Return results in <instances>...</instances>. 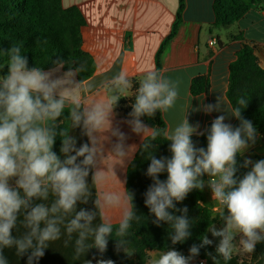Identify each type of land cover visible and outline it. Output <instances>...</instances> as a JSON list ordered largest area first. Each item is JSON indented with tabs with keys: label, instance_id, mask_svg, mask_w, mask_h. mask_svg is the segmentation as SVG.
Returning a JSON list of instances; mask_svg holds the SVG:
<instances>
[{
	"label": "clouds",
	"instance_id": "1",
	"mask_svg": "<svg viewBox=\"0 0 264 264\" xmlns=\"http://www.w3.org/2000/svg\"><path fill=\"white\" fill-rule=\"evenodd\" d=\"M5 54L8 72L0 76V264H9L4 255V249L8 248H15L18 256L30 250L27 264L39 261L49 243L61 238V226L69 240L76 234L77 257L92 247L105 252L114 229L99 210L120 207L122 202L127 207L115 229L116 247L131 255L125 248V237L131 221L139 219L134 212L133 194L106 192L94 201L98 213L83 208L77 211L78 202L87 204L92 195L87 179L90 171L95 183L101 164L109 156L122 162L130 157L133 146H126L127 137L112 124L114 108L123 98L120 94L131 86L127 73L120 71L106 82L104 86L113 92L110 98L90 104L75 103L69 112L72 127H80L89 142L77 148L75 138L61 132L62 160L53 151L57 137L55 121L64 113L67 94L81 83H74L73 78L83 70L82 66L69 70L63 77L53 78L56 69L45 72L41 67L29 68L20 45H13ZM56 63L63 66L62 61ZM88 88L90 90L92 85ZM178 88L179 81L166 78L154 68L146 70L131 105V119L127 121L132 132L143 136L150 128L141 117H152L157 110L171 109L178 98ZM237 104L242 107L234 108L230 114L240 121L239 126L234 128L225 123L224 115L217 116L208 130L206 149L194 145L191 137L199 126L190 125L185 115L167 135L171 157L158 159L152 154L148 157L146 175L153 183L144 194L145 206L154 214L155 224L166 222L170 226L173 245L190 237L192 224L187 207L177 209L176 203L182 202L192 190H202L204 175L212 178L207 181L212 199L224 209L222 225L207 229L212 237L219 238L217 255L212 257L214 264H218L217 257L224 261L231 259L237 237L241 250L247 254L253 253L258 243H264V159L256 162L245 159L242 166L252 165L251 170L237 177V157L249 147L250 141L255 143L257 136L253 124L241 115L248 100L238 97ZM203 110L206 113L220 111V98L214 105H205ZM106 134L117 138L107 156L104 155V142L109 139ZM155 136L153 132V140ZM151 147L150 143L142 144L145 151ZM164 172L167 179L162 181L159 175ZM13 178L14 186L10 184ZM50 195L54 199L50 204L45 203ZM35 200L42 202L34 203ZM169 209L182 215H175ZM97 214L101 222L94 226ZM18 222L25 231L14 236L13 229ZM200 240L199 245L190 247L189 256L175 249L166 250L154 264H190L201 248L213 243L207 235H202ZM97 264L114 262L101 259Z\"/></svg>",
	"mask_w": 264,
	"mask_h": 264
},
{
	"label": "crops",
	"instance_id": "2",
	"mask_svg": "<svg viewBox=\"0 0 264 264\" xmlns=\"http://www.w3.org/2000/svg\"><path fill=\"white\" fill-rule=\"evenodd\" d=\"M243 2L247 10L236 24L230 27H215L214 0H185L177 33L169 39L177 19L180 0H62L63 8L76 7L81 12L85 21L81 28L82 50L93 58L96 65L93 76L67 94L65 107H74L76 102L90 104L93 101L110 98L113 92L110 87L104 85L120 71L127 73L129 80L143 79V73L154 68L166 78L179 81L175 105L167 112H162L167 125V135L185 115L190 125L199 126L194 134L203 133L208 124L220 115L225 116V123L233 125L236 118L230 114L233 108L227 98L229 66L236 59L243 40L253 45L259 64L264 69V0H243ZM212 38L216 40V44L211 46L209 41ZM53 69H56L53 78L63 77L69 70H74L65 63L62 67L55 65L43 70L48 72ZM7 72L8 68L4 73L3 68L0 67V76L7 75ZM199 76L208 78L209 90L207 93L193 95L191 83ZM73 79L74 83L80 82L77 73ZM90 84L92 88L89 90ZM120 95L130 99L133 95L132 86ZM218 98H220L221 110L206 113L203 110L204 106L216 104ZM130 119L129 115L125 116L114 108L112 124L127 137L126 146H133L130 157L122 162L109 156L101 164L100 176L95 183H92L90 171L87 179L92 195L87 204L78 202L77 211L83 208L98 213L94 203L97 196L106 192L124 194L127 191L128 167L143 141L153 132V129L142 121L150 129L143 136L135 134L127 123ZM256 132L255 143L250 141L249 147L242 154L244 159L253 162L258 161V157L264 156V137L257 128ZM106 135L109 139L104 142L105 156L117 142L116 137ZM70 136L75 138L77 148L89 142L82 129L72 127V124ZM61 159H64V155ZM251 167L252 165L248 166L249 170ZM207 181L206 175L203 188L205 198L214 205ZM10 184L14 186L15 178L10 180ZM53 199L54 197L50 195L45 203L50 204ZM40 202L42 201H34V203ZM125 207L127 205L123 202L116 208L101 207L99 214H102L112 225H117L122 219ZM100 222L97 214L93 225H98ZM24 231L25 229L18 222L17 228L13 229V235L19 236ZM61 232V238L50 242L45 249V255L39 261H34V264H87V261L96 264L92 248L77 257L76 234H73L69 240L63 226ZM65 241L68 243L66 244ZM88 243H91V239ZM162 253L149 251L148 264H154ZM30 254L29 250L23 256H18L15 248L4 249L9 264H27ZM251 255L248 260L237 258L240 263L250 262L253 260L254 252Z\"/></svg>",
	"mask_w": 264,
	"mask_h": 264
},
{
	"label": "trees",
	"instance_id": "3",
	"mask_svg": "<svg viewBox=\"0 0 264 264\" xmlns=\"http://www.w3.org/2000/svg\"><path fill=\"white\" fill-rule=\"evenodd\" d=\"M184 8L185 0H180L177 19L169 39L177 33ZM246 10L247 6L243 0H214V26H233ZM84 23V18L78 8H63L62 0H0V67L5 73L8 61L5 52L13 45H20L22 55L28 60L29 68L47 69L57 65V61H62L74 70L82 66L83 70L77 73L79 81L89 79L95 73L96 65L93 58L82 50L81 28ZM140 80L138 78L130 80L133 88L132 97L130 99L121 98L115 106L116 110L125 116L132 112L131 105L134 102ZM209 86L207 77H196L191 83V93L193 95L207 93ZM238 97L248 100L247 106L241 110L242 117L249 120L264 137V69L259 64L253 45L244 40L236 59L229 66L227 98L233 109L242 107L237 104ZM72 108L73 106L65 107L63 115L55 121L57 137L53 151L60 158L63 154L60 152L62 139L59 134L68 132L70 135L72 121L69 112ZM141 120L153 129L156 136L153 140L152 132L143 141V143H150L152 147L145 151L142 143L127 171V191L133 194L134 212L139 217L131 221V227L125 237L127 241L125 248L132 254L128 255L123 249H117L115 229L119 224L112 225L114 232L113 236L108 238L106 251L101 253L97 248L92 247V255L96 264L101 259H110L114 264H148L149 251L165 252L175 249L189 255L190 247L193 244L199 245L202 235H207L213 243L201 248L196 257L205 259L207 264H214L212 257L217 255L216 246L219 238L212 237L207 229L213 225L216 227L222 225L224 209L215 214L211 203L205 198L204 189H194L182 202H174L177 209L187 207V215L192 223L191 235L182 243L173 245L170 239L172 232L170 226L166 222L155 224L154 214L150 213L148 207L145 206L144 194L153 183L152 178L146 175L150 164L148 157L152 154L158 159L170 158L171 142L167 141V125L162 111L157 110L154 116H143ZM211 123L208 124L203 134L192 135L191 139L197 148L206 149L207 134ZM239 124L240 121L236 119L232 126L235 128ZM261 159H264V156L258 157V160ZM244 160L242 155L237 157V177H242L250 171L248 167L242 166ZM159 179L166 180L167 173H161ZM202 179L206 181V175ZM169 211L175 215H182L174 209H169ZM217 262L218 264H264V243L256 245L253 260L250 262L240 263L238 258L232 255L228 261L217 257Z\"/></svg>",
	"mask_w": 264,
	"mask_h": 264
},
{
	"label": "built area",
	"instance_id": "4",
	"mask_svg": "<svg viewBox=\"0 0 264 264\" xmlns=\"http://www.w3.org/2000/svg\"><path fill=\"white\" fill-rule=\"evenodd\" d=\"M209 44L212 46V45H214V44H216V40L215 39H210V41H209ZM209 179H212V178H209L208 177V180ZM211 190V189H210ZM211 198H212V192H211ZM212 201H213V203H214V205H212L211 206V208H212V211L216 214V213H219V212H221L222 211V206L217 202V201H215V200H213L212 199ZM190 264H207V261L205 260V259H203V258H199V257H194L191 261H190Z\"/></svg>",
	"mask_w": 264,
	"mask_h": 264
},
{
	"label": "rangeland",
	"instance_id": "5",
	"mask_svg": "<svg viewBox=\"0 0 264 264\" xmlns=\"http://www.w3.org/2000/svg\"><path fill=\"white\" fill-rule=\"evenodd\" d=\"M238 241H239V237L236 238V242H234L236 244V246L233 248V251H232V256H235V257H239V258H243L245 260H248V258L250 259L252 257L251 254H247V253H244L239 244H238ZM253 254V253H252Z\"/></svg>",
	"mask_w": 264,
	"mask_h": 264
}]
</instances>
